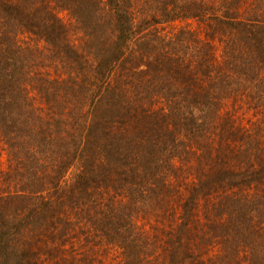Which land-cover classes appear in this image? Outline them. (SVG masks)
Segmentation results:
<instances>
[{"label": "trees", "instance_id": "16d2710c", "mask_svg": "<svg viewBox=\"0 0 264 264\" xmlns=\"http://www.w3.org/2000/svg\"><path fill=\"white\" fill-rule=\"evenodd\" d=\"M184 21L207 41L162 29ZM240 98L264 131V0H0V137L31 163L0 189V264H264V136L221 113ZM185 158L172 205L150 172Z\"/></svg>", "mask_w": 264, "mask_h": 264}, {"label": "rangeland", "instance_id": "374dc122", "mask_svg": "<svg viewBox=\"0 0 264 264\" xmlns=\"http://www.w3.org/2000/svg\"><path fill=\"white\" fill-rule=\"evenodd\" d=\"M58 13H59V16L62 18V20L68 26L71 27L74 20L71 18L70 14H68L67 11H59ZM187 24H189L193 30L197 31L198 37L200 39L207 41V38L204 32V27L202 25H199L200 23L198 24L196 21L178 22V23H175L174 25H166L162 27V29L169 31L170 29H173V28L176 29V27H182ZM212 46L214 48L216 56L217 57L219 56L220 58L222 55V45L217 41L215 42L212 41ZM48 71H52V69ZM227 101L228 102H226L224 108H222L223 111L221 110V113L229 112L230 114L233 115L231 116V119L235 120L238 124H240V126H244V127L246 126L247 128L249 127L253 133H255V131L258 132L260 116L259 114H257V110L254 107L255 104L252 101H248V103L245 104V102L241 98L239 100L233 101V99H230ZM71 103L73 104V106L76 107V105L73 102L66 103V105H70ZM225 116L227 117V115ZM259 131L260 132L258 133L260 134V136L262 135L264 136V131L261 129ZM214 132H215V135L211 137V138H214V141H212L211 144L213 146L214 145L218 146V142L220 139V133L218 130ZM10 134L11 133H9V135ZM27 138L29 137L21 133L17 134L14 137H11V139L8 136L0 137V189L2 187L9 185L10 182H11V186H14L12 184L15 181L13 182L12 179L15 180L14 178L16 179L19 178V175L21 174H24V175L27 174V171L25 169H27L31 163L30 161L26 162V158H24L23 156L24 152H20V151L18 152V149L15 146V145H19L22 148L23 145L20 143L22 142L25 143L27 141ZM22 162L23 163L26 162L28 166H26V168H23L22 166L24 165L22 164ZM177 163H180V166ZM194 168H196V164L193 163V161L185 158L184 162L179 161L175 163L174 160L165 161L163 162V165H160V167L157 170L151 171L150 173H156V180L160 184L163 183L164 181L166 183H168V181L170 182L171 185L169 189L172 195L171 197L172 199H170V203L172 205H175L177 203V196L180 197L182 193L186 194V192L185 190L182 189L183 186L179 184V178H178L179 176L176 175L177 176L176 178L170 179V177L172 176V173L176 170L186 171V172L189 171L193 173L195 171ZM181 182L182 180L180 176V183ZM152 202L153 200H149L147 204H143V205L141 204L142 206L138 205L141 211L136 212L135 219L140 225L147 224L148 220H150L149 218H155L153 215L150 214V211L157 205ZM205 202H208V200L202 199V201L199 203L203 211H206L209 209L208 206H206ZM207 204H210V201ZM117 255H118L117 251L112 250L109 254H107V257L105 258V262L106 261L114 262V260L116 261Z\"/></svg>", "mask_w": 264, "mask_h": 264}]
</instances>
